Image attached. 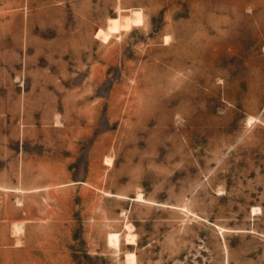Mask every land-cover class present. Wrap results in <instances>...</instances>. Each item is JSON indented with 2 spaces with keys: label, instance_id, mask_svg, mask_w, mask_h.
<instances>
[{
  "label": "rangeland",
  "instance_id": "obj_1",
  "mask_svg": "<svg viewBox=\"0 0 264 264\" xmlns=\"http://www.w3.org/2000/svg\"><path fill=\"white\" fill-rule=\"evenodd\" d=\"M0 264H264V0H0Z\"/></svg>",
  "mask_w": 264,
  "mask_h": 264
},
{
  "label": "bare ground",
  "instance_id": "obj_2",
  "mask_svg": "<svg viewBox=\"0 0 264 264\" xmlns=\"http://www.w3.org/2000/svg\"><path fill=\"white\" fill-rule=\"evenodd\" d=\"M252 119V118H251ZM253 120V119H252ZM249 123H250V120L248 121ZM22 225V224H21ZM20 227V223H17V224H15V225H13V227L12 228H14V230L15 229H18ZM128 227V226H127ZM128 228H130V227H128ZM13 230V229H12ZM20 230H22V228L20 229ZM129 230V229H128ZM15 233H16V230H15ZM128 240V239H127ZM109 243V245L110 244H112V245H110V246H116L117 245V242H118V237H117V234L116 233H110L109 235H108V240H107ZM126 258L127 259H129L130 261H132V262H134L133 261V254H127L126 255ZM131 262V263H132Z\"/></svg>",
  "mask_w": 264,
  "mask_h": 264
}]
</instances>
